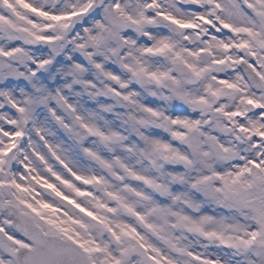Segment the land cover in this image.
I'll return each instance as SVG.
<instances>
[{"label":"snow or ice","instance_id":"obj_1","mask_svg":"<svg viewBox=\"0 0 264 264\" xmlns=\"http://www.w3.org/2000/svg\"><path fill=\"white\" fill-rule=\"evenodd\" d=\"M0 264H264V0H0Z\"/></svg>","mask_w":264,"mask_h":264}]
</instances>
